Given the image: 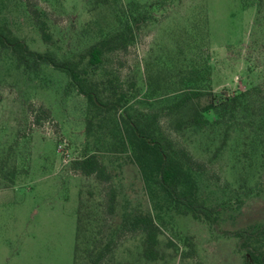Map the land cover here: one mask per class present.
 Wrapping results in <instances>:
<instances>
[{
    "label": "rangeland",
    "instance_id": "rangeland-1",
    "mask_svg": "<svg viewBox=\"0 0 264 264\" xmlns=\"http://www.w3.org/2000/svg\"><path fill=\"white\" fill-rule=\"evenodd\" d=\"M37 6L51 44L42 42L24 0H0V29L60 59L75 58L129 13L134 31L127 50L108 54L95 69L84 66L86 75L102 84L115 77L133 119L157 115L159 128L206 164L196 175L198 195L216 205L217 218L212 227L169 208L134 160L122 108L94 110L63 72L42 64L26 73L0 50V264H73L79 198L76 264H90L98 252L99 264H245L246 258L250 264L230 233L264 222L263 139L240 115L205 129H176L167 105L189 84L184 69L204 60L217 96L264 82V48L252 42L257 0H37ZM201 83L193 86L207 88ZM30 103L49 108L50 115L34 123ZM225 130L226 144L217 151ZM90 153L111 174L113 214L103 212L102 185L72 166ZM138 211L157 221L162 259L143 258L142 236L124 228ZM184 237L194 243L190 257L182 255L190 249Z\"/></svg>",
    "mask_w": 264,
    "mask_h": 264
},
{
    "label": "trees",
    "instance_id": "trees-1",
    "mask_svg": "<svg viewBox=\"0 0 264 264\" xmlns=\"http://www.w3.org/2000/svg\"><path fill=\"white\" fill-rule=\"evenodd\" d=\"M24 5L42 42L51 44L52 34L41 16L37 0H24ZM127 16L128 18L125 16L124 19L119 20V26L115 31L88 45L75 58L60 59L50 50L31 49L23 39L2 29H0V50H8L16 65L26 73L38 71L42 64L50 65L53 69L63 72L68 77L69 85L86 98L88 105L94 110L108 113L117 112L122 108L121 112L124 114L123 119L128 128L129 144L134 160L142 173H148L169 208L215 227L216 205L207 204L198 195L199 183L196 175L205 171L206 164L198 159L187 146L175 144L159 128L157 115L133 119L124 108L127 103L126 92L115 77L106 79V84H102L86 75L84 66L95 69L103 63L108 54L127 50L133 40L134 31L129 13ZM254 28L257 35L252 42L256 48L263 50L264 0H257ZM186 72L190 75L188 86L174 96L167 105L168 113L175 118L174 127L176 129L184 127L205 129L212 123L237 121L240 115L243 125L256 132L255 136L264 141V82L251 85L244 90L231 93L222 92L217 96L209 86L210 65L207 60H204L199 68L192 66L184 69L185 75ZM195 81L204 83L207 88L193 86ZM28 109L33 116L34 123H39L50 115L49 108L43 105L36 108L30 103ZM211 114L214 116L213 120L209 118ZM91 124V120L88 121V131L91 129ZM227 134L225 130L221 143L216 148L217 151L226 144ZM72 166L85 177L92 176L102 185L103 212L106 215L113 214L116 206V189L107 166L94 153L74 159ZM123 226L131 233L142 236L141 254L143 258L155 261L164 257L159 247L160 227L149 213L138 211L130 215L124 221ZM82 228L83 219L79 198L76 211L73 264H76L75 259ZM230 234L237 239V250L242 251L246 257L248 256L250 264H264V222L249 224ZM166 244L168 247L175 246L171 240H168ZM183 244L190 247L189 250L182 251L184 257L194 254V243L189 241L188 237L183 238ZM101 257L102 253L98 252L91 259L90 264H99ZM246 259L245 264H247Z\"/></svg>",
    "mask_w": 264,
    "mask_h": 264
}]
</instances>
